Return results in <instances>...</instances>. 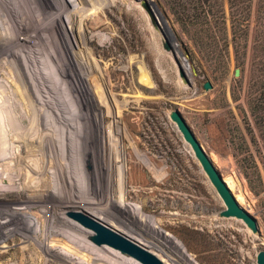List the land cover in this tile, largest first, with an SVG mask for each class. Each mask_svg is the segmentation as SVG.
I'll return each instance as SVG.
<instances>
[{
    "label": "rangeland",
    "instance_id": "1",
    "mask_svg": "<svg viewBox=\"0 0 264 264\" xmlns=\"http://www.w3.org/2000/svg\"><path fill=\"white\" fill-rule=\"evenodd\" d=\"M29 1L36 19L31 18L33 26L25 36L19 37L23 27L28 29V15L21 10L4 7L6 18L13 21H0L5 38L0 42V104L12 116L23 115L25 129L33 126L32 146L57 159L59 175L67 153L82 167L72 173L80 175L76 180L57 176L56 184L69 195L45 196L24 209L20 208L24 195H0V264H20L22 251L34 258L28 264H44L43 250L34 237H23L25 226H31L25 224L24 210L44 238L50 227L61 228L65 221H76L72 214L83 213L144 243L167 264H258V253L264 250V0L253 2L248 48L240 64L230 37L223 32L207 35L202 42L183 29L171 0ZM143 1L161 21V31L155 29ZM67 15L75 19L73 30L66 26ZM83 41L86 51L82 53ZM25 45L36 50L29 64L39 66L53 82L45 86L36 82V89L26 78L21 52ZM17 52L23 57L18 58ZM208 82L212 89L206 91ZM48 93L58 108L54 112L70 117L76 134L48 131L45 122L48 125L50 118L41 111L46 107L39 100V95L46 99ZM174 111L183 115L223 178L234 179L246 194V205L239 204L256 219L258 235L235 218L219 217L226 206L170 119ZM117 112L126 138L118 141L117 169L109 170L104 129ZM30 114L39 117L35 125L27 118ZM12 129L10 144L16 159L24 144L12 139L11 122ZM54 148L57 153L52 157ZM22 151L21 159L0 161V165L9 171L25 163L28 175L16 188L29 181V191L35 193L37 186L29 173L31 153L24 146ZM161 170L165 176L159 178L156 173ZM39 187L42 190L43 185ZM72 201L79 203L76 210H65ZM58 215L63 218L56 219ZM72 224L67 226L71 231L61 229L72 234L69 240L78 242L77 236L84 241L90 253H79L68 242L60 246L63 238L54 239L53 255L61 260L52 257L54 263L49 264H66L65 259L67 264H134L91 245ZM7 225L20 231H10ZM149 236L166 247L154 244ZM3 252L7 253L3 256Z\"/></svg>",
    "mask_w": 264,
    "mask_h": 264
},
{
    "label": "bare ground",
    "instance_id": "2",
    "mask_svg": "<svg viewBox=\"0 0 264 264\" xmlns=\"http://www.w3.org/2000/svg\"><path fill=\"white\" fill-rule=\"evenodd\" d=\"M4 7H9L12 10L11 12H14V10L16 8L18 10H21L22 13H24V15L25 14L28 15V19L26 18V20H25V25L28 26V29L26 27L25 28L21 27L22 29L20 31L21 33H20L19 37L20 36H25L24 34L27 31H29L31 26H33V25H31V21H30L31 18H32L33 22H34V19H36L35 18L36 14H35V12L33 11L32 7L30 5V1L29 0H0V21H3V22L10 21V20L13 21V19L8 20L6 18V16L9 15V14L4 11L5 10ZM67 16H68L67 17L68 21H66V23H68V25L66 24V26H68V29H72L73 30L74 29V25H75V19H73L72 15H67ZM33 17H34V19H33ZM83 17L84 16H82V18ZM26 21H28V22H26ZM35 21H37V23L39 25L42 24L40 21L38 22V20H35ZM14 22H15V20H14ZM29 22H30V24H29ZM6 24L7 23H5V26H6ZM18 31H19V29H18ZM3 34L4 33L0 30V42L5 41V38L2 37ZM18 34H19V32H18ZM82 40L87 41V38L82 36ZM85 41H83V44H82L83 47L80 48L82 53L86 51L85 50L86 49L85 48V46H86ZM102 41H101V43H102ZM21 52L25 53V58H24L25 59V62H24L25 64H24L23 68L26 70V73H25L26 74V78L28 76V78L31 81V84L33 86H35L36 82L40 83L41 85L44 84V86H45L48 83H51V82L54 81V78H52L50 76H49L50 78H48V79L45 78L43 76V73L41 72V69L39 68V66L36 65V67H35V65L32 64V66H31V64H29V59L34 58L33 57V53L36 52L35 49H32V47L30 45H25L22 48ZM17 55H18V58L19 57L20 58L23 57L20 52H17ZM26 62H27V64H26ZM187 63H186V66H185L186 70H187ZM22 83H23V80H22ZM0 87H2V86H0ZM35 87L37 89V86H35ZM48 95H49V93H48ZM48 95L44 96L46 99H41L40 96H42V95H39V100L46 107V108H44V110H41V111H44L43 112L44 115H46L47 117L50 118L49 122H48V125L45 122V126L48 128V131L52 132L53 130H55V132L58 135H60L62 132L71 133L73 135L76 134L77 133V128H75L74 126L69 124V122L71 121V118L70 117L69 118L63 117V115L60 114L59 112L55 113L54 112L55 109L58 110V108L55 106V103H54L53 100H49L52 97L50 95L49 96ZM26 101L27 100H25L24 102H26ZM30 101H31V99H30ZM0 103H1V98H0ZM11 103H12V101H11ZM46 105H48V107ZM32 106H30V107H32ZM29 109H31V108H29ZM51 110H52V112H54L53 115L51 113ZM59 111H60V109H59ZM12 115H13L12 112L4 111L3 107H1V104H0V161H6V160H9V159H13L14 160L15 159L14 158V156H15L14 155L15 148H14V146H12L10 144V139H11L10 138V133L13 131V129L11 130V122H12V123H14V126H15V132L12 134V139L15 141V143H23L24 144V145H21V147H20L21 149L19 148V150L17 151V154L19 156V158L18 157L17 158L19 160V159H21L24 156V153L22 151L23 146L26 148V150H28L31 153V159L32 160H31V162H29V165H30L29 173L31 174V182H33V184L35 186H37V190L35 191V193H33L32 191H29V184H30L29 181H27L25 183V185H22V188H18V190L16 188V184L19 181H23L25 176L28 175V168H27V165L25 163H21V166H19L17 170L11 168V170H9V171L4 169L5 167L3 166V163H2V165H0V192H2V194H0V195H2V196L4 195L5 196L7 193H11V194L12 193H18L19 195H24L22 198H24V199L26 198V201H24L23 203L21 202V205H20V208L23 207V209H24V207H29V205H34V204H36L38 202H41L40 198L45 197V196L46 197L47 196H50V197H53V196L63 197V196L69 195L70 194L69 191L68 192H64V189L60 188L59 185L56 184L58 182V178L62 177L66 181H69L72 178L74 180H76L77 178H75V177L77 176L79 178L80 175L78 173L76 175L75 174L73 175L72 173L76 172V171H81L80 169L82 167V163H80L79 160H76V161L72 162L71 156L69 155V153H67V155L65 156V159H64V163L60 162L61 163V167L63 168V171L59 175V172H58L59 167L57 166L58 164L56 163L57 159H54V158L51 159V155H49L51 153L49 151L46 152V150H41L42 147L36 146V145L32 146L33 145L32 142H34L33 136H32V132H31L33 130V126L30 129H25L24 126H23V123L25 121L24 120L25 117L23 115L19 116L17 114L15 116H12ZM27 118L31 119L32 125L33 124L35 125V120L37 121V119H38V121H39V117L37 115L31 116V114H30V116H28ZM28 119H26V120H28ZM82 121H84V120H82ZM111 124L108 125L104 129L105 145H106L105 146L106 147V160H107V163L105 164V166H107L106 168L109 169V170H112V169L115 170V169H117V167H115V166H117V163H116V161H117L116 157L117 156L116 155L119 154L118 141H123L126 138V137H124L125 131H124L123 127H122V117L120 116L119 112L113 114ZM76 142L77 141L73 142L75 147L78 146V144ZM49 150H50V148H49ZM44 153H47V155H43ZM56 153H57V151L54 148V154L52 155V157L55 156ZM58 154H60V152H58ZM73 155H76V152ZM138 156H139V158H141V155H138ZM210 157H211V155H210ZM60 158H61V154H60ZM213 159L216 161L215 157H213ZM213 163H214V161H213ZM4 164H6V163L4 162ZM55 167H57L56 172L53 171V170H55ZM7 168H9V167H7ZM73 168H74V170H73ZM1 169H2V171H1ZM162 171L163 170L158 171L156 173L159 178H162L163 176H165V174L162 173ZM57 176H58V178H57ZM225 181H226L228 187L230 188V190L232 192L235 191V197H236L237 201L241 205H246V200H247L246 196H245L246 194H244L243 190L241 189V187H239L237 182L234 179H232V178H227V179H225ZM6 183H7V185H5ZM39 184L43 185L42 190H40ZM78 206H79V203H77L75 201H72V204H70L69 207H67L65 210H76L74 208L78 207ZM22 216L26 220L25 224L26 225L27 224L31 225L28 228H27V226H25L26 227V229H25L26 231L24 230L25 234H23V237H26V239L27 238L29 239V237L30 238L34 237V239H35L34 241L36 243L35 245H38V247H40L43 250V252H41V255L43 256V258H45V259H43L44 264H49L50 262H53V260L51 258L52 257H56L55 255H53L55 250H54V248H52L53 246L54 247L56 246L55 244L53 245L54 239H62L63 238V241L60 242V246L64 245V243L68 242L67 244L69 246H71V247H74L75 248L74 250L78 251L79 253H86V254L90 253L85 247H83V244H85L84 241L79 239L77 236H74L75 237L74 239H76L78 242H76L75 240H69V237H73L72 234L68 235V232H66V231L61 229V228L66 227L67 230L71 231L73 228L67 227V226H69L72 223H73L72 225L74 226V228L76 226H77V228H79L76 231L79 234V236L84 235L85 238L87 239V240L86 239H84V240L89 242L91 245H95L94 242H93V239H92L95 236V233L93 231L83 227L82 225H80L76 221L75 222H72V221L70 222V220L66 218L69 221H68V223H67V221L64 222L65 226L63 225V226H61V228L58 227L57 229L54 228V227H50V229L48 230V232L46 234V237L44 238L43 236L38 235V225L32 219V217L29 215V212H26V210H24V212H22ZM60 216L58 215V217L56 219H58V218L62 219L63 218V217H60ZM90 217L98 220L97 218H95L93 216H90ZM27 218H29L30 221H27ZM98 221H100V220H98ZM101 223H103V222H101ZM7 229H9L10 231H14V232L15 231L19 232L20 231V228H18L17 226H13V225H7ZM149 240L151 242H153L154 244L160 245L161 247H166L165 246L166 244L164 245L162 242L154 239V237L152 238V237L149 236ZM140 243H142V242H140ZM142 245L144 247L150 249L144 243H142ZM95 246L98 247V248L108 249V250H111V251H113V252H115L117 254H120L123 257H126L129 260H131L132 263L134 262V264H140L136 260H134V259L122 254L121 252L108 247V246H97V245H95ZM6 253L7 252H3V256ZM18 255H20V256L23 255V259L20 261L21 262L20 264H28V263H31V260L34 261V258H29L27 256V251H25V253H23V251H22ZM59 256L56 257V258L61 260V258ZM157 256L159 258H161L159 255H157ZM64 257L69 258L68 256H64ZM94 259L102 260L99 257H95ZM66 260L67 259L62 260V261L67 264ZM68 264H79V263L78 262L75 263V262L72 261L70 263L68 262Z\"/></svg>",
    "mask_w": 264,
    "mask_h": 264
},
{
    "label": "water",
    "instance_id": "3",
    "mask_svg": "<svg viewBox=\"0 0 264 264\" xmlns=\"http://www.w3.org/2000/svg\"><path fill=\"white\" fill-rule=\"evenodd\" d=\"M143 8L148 12L152 19V23L158 31H161L159 18L151 10L147 1L142 2ZM170 45L165 44V49L170 50ZM239 70L237 75H239ZM204 89L209 91L212 85L208 82ZM170 119L175 123L179 132L183 136L185 142L190 145L195 158L200 163L204 173L207 175L210 183L216 190L219 197L222 199L226 209L219 214L220 218H235L244 223L254 235L259 234V227L256 219L244 209L237 201L234 193L228 187L225 179L218 171L213 163L210 155L199 142L187 121L179 111H174L170 114ZM72 217L83 227L93 231L95 236L92 238L97 246H108L122 254L136 260L140 264H166L156 254L143 247L140 243L130 239L126 235L114 230L100 221L87 216L83 213L72 214ZM257 263L264 264V250L259 251L257 256Z\"/></svg>",
    "mask_w": 264,
    "mask_h": 264
},
{
    "label": "trees",
    "instance_id": "4",
    "mask_svg": "<svg viewBox=\"0 0 264 264\" xmlns=\"http://www.w3.org/2000/svg\"><path fill=\"white\" fill-rule=\"evenodd\" d=\"M171 1L175 6V17L183 29H189L202 42L205 36L208 38L211 34L223 32L226 37H230L236 60L241 63L248 48L254 0H227V4L225 0Z\"/></svg>",
    "mask_w": 264,
    "mask_h": 264
}]
</instances>
